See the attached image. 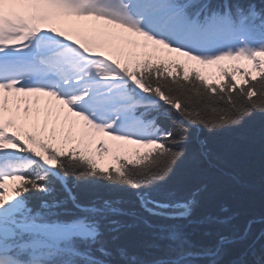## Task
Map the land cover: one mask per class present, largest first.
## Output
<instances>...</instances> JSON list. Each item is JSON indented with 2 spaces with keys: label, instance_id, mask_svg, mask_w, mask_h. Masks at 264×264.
Returning a JSON list of instances; mask_svg holds the SVG:
<instances>
[{
  "label": "snow or ice",
  "instance_id": "snow-or-ice-1",
  "mask_svg": "<svg viewBox=\"0 0 264 264\" xmlns=\"http://www.w3.org/2000/svg\"><path fill=\"white\" fill-rule=\"evenodd\" d=\"M257 112L264 0H0V264H223L250 228L197 246L180 222L202 189L164 185L206 154L201 129ZM136 209L166 222L162 257L115 245ZM233 264H264V246Z\"/></svg>",
  "mask_w": 264,
  "mask_h": 264
},
{
  "label": "trees",
  "instance_id": "trees-1",
  "mask_svg": "<svg viewBox=\"0 0 264 264\" xmlns=\"http://www.w3.org/2000/svg\"><path fill=\"white\" fill-rule=\"evenodd\" d=\"M259 3V0H256ZM264 114L254 113L240 124L209 132L201 129L205 141V155L189 156L179 164L164 190L177 198L202 189L200 202L192 216V223L181 221L184 232L197 246L215 243L219 236L235 239L250 228L248 239L228 246L223 264L246 258L253 259L264 246ZM70 184L73 182L70 181ZM81 199L93 196L119 195L123 192L81 184L74 188ZM125 207H131L126 204ZM137 211V217H124L126 225L115 245L126 247L142 259L162 257L168 242L157 238L155 225L166 223ZM205 218L227 219L225 224L200 223ZM153 225V227H149Z\"/></svg>",
  "mask_w": 264,
  "mask_h": 264
},
{
  "label": "rangeland",
  "instance_id": "rangeland-1",
  "mask_svg": "<svg viewBox=\"0 0 264 264\" xmlns=\"http://www.w3.org/2000/svg\"><path fill=\"white\" fill-rule=\"evenodd\" d=\"M105 163H107V158L105 159Z\"/></svg>",
  "mask_w": 264,
  "mask_h": 264
}]
</instances>
